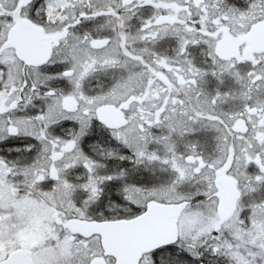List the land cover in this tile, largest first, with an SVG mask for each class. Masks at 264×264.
<instances>
[{
	"label": "snow or ice",
	"instance_id": "1",
	"mask_svg": "<svg viewBox=\"0 0 264 264\" xmlns=\"http://www.w3.org/2000/svg\"><path fill=\"white\" fill-rule=\"evenodd\" d=\"M0 264H264V0H0Z\"/></svg>",
	"mask_w": 264,
	"mask_h": 264
}]
</instances>
